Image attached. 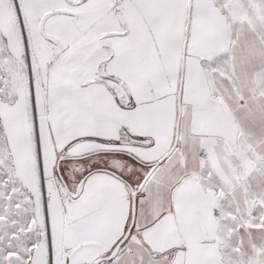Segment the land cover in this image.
<instances>
[{
  "label": "snow or ice",
  "instance_id": "snow-or-ice-1",
  "mask_svg": "<svg viewBox=\"0 0 264 264\" xmlns=\"http://www.w3.org/2000/svg\"><path fill=\"white\" fill-rule=\"evenodd\" d=\"M0 264H264V0H0Z\"/></svg>",
  "mask_w": 264,
  "mask_h": 264
}]
</instances>
